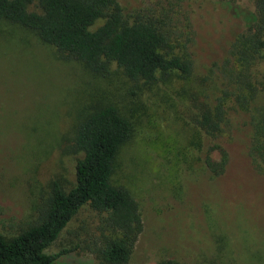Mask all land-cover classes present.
Listing matches in <instances>:
<instances>
[{
    "label": "rangeland",
    "instance_id": "1",
    "mask_svg": "<svg viewBox=\"0 0 264 264\" xmlns=\"http://www.w3.org/2000/svg\"><path fill=\"white\" fill-rule=\"evenodd\" d=\"M125 13L142 0H118ZM191 16L188 51L193 77L214 72L230 43L253 15V0H184ZM30 9L35 7L30 6ZM103 18L90 26L94 30ZM257 65L264 76V49ZM177 77L137 87L111 67L106 75L61 59L32 30L0 23V232L15 234L53 181L69 190L82 152L71 142L79 119L97 101L118 106L132 125L120 146L112 183L129 189L139 203L143 229L124 264H264V175L246 153L247 126L236 118L221 138L229 153L225 171L213 177L184 105ZM187 103V102H185ZM202 149V150H201ZM218 158V154H212ZM102 215L83 205L45 248L72 249L67 260L101 263L95 253ZM103 227V228H102Z\"/></svg>",
    "mask_w": 264,
    "mask_h": 264
},
{
    "label": "trees",
    "instance_id": "2",
    "mask_svg": "<svg viewBox=\"0 0 264 264\" xmlns=\"http://www.w3.org/2000/svg\"><path fill=\"white\" fill-rule=\"evenodd\" d=\"M183 1L142 0L140 8L125 13L118 0H0V23L32 30L61 59L78 61L93 73L106 75L114 66L136 87L177 77V105L188 111L187 125L195 131L192 138L203 149L210 175L225 171L229 153L221 138L239 117L247 126V156L264 175V76L257 69L264 49V0H253L252 18L230 43L214 72L217 80L193 77L191 16ZM100 18L103 22L91 30ZM131 136V122L118 106L90 104L70 146L83 154L76 161L75 184L65 190L53 181L31 219L13 235L0 232V264H87L68 261L72 249L44 251L86 204L102 215L106 229L120 233L100 232L95 253L101 263H126L143 221L131 191L113 184L111 176L118 150ZM159 264L177 263L163 259Z\"/></svg>",
    "mask_w": 264,
    "mask_h": 264
}]
</instances>
